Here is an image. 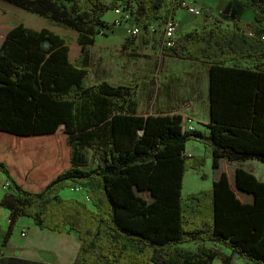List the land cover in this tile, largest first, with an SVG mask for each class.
I'll return each instance as SVG.
<instances>
[{"label": "trees", "instance_id": "16d2710c", "mask_svg": "<svg viewBox=\"0 0 264 264\" xmlns=\"http://www.w3.org/2000/svg\"><path fill=\"white\" fill-rule=\"evenodd\" d=\"M2 1L72 28L83 55L110 28L100 19L105 11L129 10L131 24L146 33L171 13V0ZM249 4L253 21L194 30L161 50L210 65L208 134L182 132L179 116L136 115L138 74L124 84L84 86L90 69L72 64L62 36L23 23L8 30L0 45V171L11 192L0 206L11 211L10 226L26 216L39 229L76 233L81 247L73 264H212L216 258L231 264V255L215 249L175 247L191 241L217 243L264 264V183L230 165L264 164V0ZM16 20L0 14V29ZM245 60L253 64L241 66ZM188 141L211 148L213 179L183 202L182 178L206 163L204 156L183 154ZM84 147L99 149L102 160L80 161L77 152ZM62 149L67 165L41 190H29L13 176ZM67 187L85 189L87 202L60 197Z\"/></svg>", "mask_w": 264, "mask_h": 264}, {"label": "crops", "instance_id": "0c3cea01", "mask_svg": "<svg viewBox=\"0 0 264 264\" xmlns=\"http://www.w3.org/2000/svg\"><path fill=\"white\" fill-rule=\"evenodd\" d=\"M194 6L197 8H201L204 16H193L187 13L185 9H177L174 14V19L177 23L176 37L183 34H188L194 30L202 31L203 29H209L214 27L215 25L223 29H229L232 25V22H234L235 20L245 19L253 21L255 17V12L250 7L249 0H195ZM205 13L209 14L208 18L205 17ZM186 15L197 17L198 19L192 20L190 16L187 19ZM225 15L227 16V19L224 21V23H222V19L223 17H225ZM31 17H33L31 18L32 21L30 20L33 24L32 29L39 30L48 28L51 31L60 34V30L55 25H47L46 18H43L40 15H34ZM214 19L219 20V22L217 23ZM153 26L157 25L153 24ZM114 29L116 28L112 27V29L110 30L113 31ZM117 29H122L124 31L121 34L122 40L125 37L131 38L127 34L128 32L126 26L118 27ZM159 34H161L160 28L157 30V33L155 35L151 34L150 36H148V42L144 41L145 35L143 34L131 38L134 39L137 44V49L132 51V53H136L139 56H127V58H130L129 61L135 64V66L137 67V71H135V73L139 75L138 79H140L141 77V69H145V77L148 83V86L143 89V91H141L140 83L138 82L137 99L133 97V99L136 100V115L145 117L162 115H166L169 117L179 116L182 132H185L186 130V119L191 118L192 124L194 125L196 130L201 132V128L203 129L201 133L208 134L209 128L207 127V124L209 123L210 115V65L200 63L199 61L168 57L162 55L160 51L159 53L154 54V49L156 47L160 48L158 40ZM79 47V45L76 46L77 49ZM109 51L110 50L108 49L105 54L106 58H108L107 54ZM79 52H69L70 61L76 66H80V64H77ZM132 57L134 58V60H131ZM165 59L171 62L178 63L180 65L176 66L173 70L164 69L163 62ZM117 65L120 64L117 63ZM224 66L233 67L232 63H226ZM121 67L124 68L123 66ZM191 68H193L191 71H195L196 73L201 74L203 90L205 87L208 88V104L207 101L204 100L206 99L204 91L200 98L198 89V91L196 90L193 92L191 88L183 87L182 84H178V82L182 78L184 70H189ZM180 74L181 77L176 78ZM173 80L177 81L176 84H173ZM173 87H176L177 89L175 88V90H173ZM207 105L208 113L206 110ZM94 150L95 149L84 147L77 152V158H83L80 159V161L85 160V162L89 164H94L97 158H101V155L93 153ZM202 152L203 156L206 158V163L207 157L211 155L212 163L213 153L211 148L205 147L203 144L198 143L197 141H188L183 147V154L186 155L199 156V154ZM15 153L16 149L12 151V154ZM260 162L261 161L259 160H244L241 162H235L230 165L244 169V171L252 174L257 180H259L260 183H264V174L261 175L260 170H258L259 167L264 169L263 163ZM67 163L68 153L65 149L64 151L62 149L60 150L58 157L54 159H43L41 163L37 164V167L35 169L33 168L30 171L28 169H25L23 171L20 170V172H13L12 174L25 188L38 191L42 189V187L52 176L57 174V172L60 170L59 166L61 164L62 167H64L67 165ZM211 163L210 167L212 185L213 175ZM80 164L83 163L80 162ZM23 165L27 166V160H24ZM192 170L194 169H190L186 173ZM9 192H11V190L8 181L6 180L3 172L0 171V201L2 200L4 195ZM10 221L11 211L0 206L1 261L5 256H14L17 264H73L74 259L81 247V241L79 240V237L76 233H67L66 231L51 232V230L39 229L37 226H35L34 220L31 217L26 216H18L11 226ZM175 247L178 248V250L182 251H196L199 247L215 249L226 254V256L231 255V264H253L252 262L242 259L238 255L232 254L231 251L226 247L217 243H211L210 241H191L179 245L176 244ZM212 264H221L220 258L214 259Z\"/></svg>", "mask_w": 264, "mask_h": 264}, {"label": "rangeland", "instance_id": "374dc122", "mask_svg": "<svg viewBox=\"0 0 264 264\" xmlns=\"http://www.w3.org/2000/svg\"><path fill=\"white\" fill-rule=\"evenodd\" d=\"M65 5H69L68 3H64ZM19 9L21 13H17L14 9ZM0 14L5 17H9L10 19L18 18V20L10 23L6 28L0 29V45L5 37V34L8 29H11L12 27H15L19 22L25 24V20L22 17H26V15L29 16H34L37 14L35 13H30L27 12L24 9L18 8L16 6L10 5V3L4 2L0 0ZM115 15L112 13V10H109L107 12L102 13L100 16V19L103 20L106 25H108L110 28L109 29H103L101 32H99L95 36V43L88 48V51L86 54H81L79 51V48L77 49L76 46H78L76 42V35L77 33L69 27L63 26L62 24L57 23L54 20L47 19V25H55L60 31V35L62 36L66 43L68 44L69 52L71 51L72 53L75 51H78V60L77 64L88 66L90 69L89 76H87L85 79L82 80V84L84 86H91L93 84L99 83L101 81L105 82H110L113 84H124L132 80L133 75L135 71H137V67L135 64L131 63L129 60L130 58H127V56H139L136 53H132L135 49H137V44L134 41V39H129L128 37H125L123 40L121 38V34L124 32L122 29H117L118 27H115L113 31L112 29L113 24L115 23L114 17ZM190 15H186V18L188 19ZM22 19H19V18ZM192 20L198 19L197 17L190 16ZM27 20H31L33 17H26ZM29 18V19H28ZM227 19V16L223 17L222 23ZM215 23V22H214ZM27 24H25L26 26ZM28 27V25L26 26ZM28 28H33L32 26ZM127 40V45L128 47L126 49L123 48V44ZM110 50L108 52V58L105 57V54L107 50ZM153 51L154 54L161 52V47L158 48L156 47ZM129 52V53H128ZM132 53V55H131ZM127 54V55H126ZM126 55V56H125ZM124 57V58H123ZM111 60V61H110ZM128 60V61H127ZM131 60H134L132 57ZM119 63L120 65H117ZM131 63V64H130ZM130 64V65H129ZM253 63L245 60L241 62V66H251ZM129 65V66H127ZM180 64L171 62L168 60H164L163 62V68L168 69V70H173L176 66H179ZM127 66V67H126ZM193 68L189 70H184V73L182 75V78L178 82L179 85H183V87L191 88V90L196 91L197 89L199 90V97L201 98L202 93L204 91L206 99L208 104V88L205 87L203 90L202 87V77L201 74L196 73L195 71H191ZM191 71V72H189ZM145 69H141V77L138 79V82L140 83V89L143 91L148 86L147 79L145 77ZM181 74L176 77L180 78ZM173 84H176V80H173ZM199 85V86H198ZM138 88V87H137ZM137 88L133 93V96L135 99H137L138 93H137ZM176 88V87H175ZM173 87V90H175ZM177 89V88H176ZM197 90V91H198ZM197 93V92H196ZM136 102V100H135ZM207 113H208V105H207ZM201 132L203 129H201ZM94 154H99L101 155V151L99 149H95L93 151ZM199 154V153H197ZM199 156H203V152L199 154ZM102 157V156H101ZM102 160L101 158H97L94 164H97ZM211 155L207 157V163L204 164V166L201 167L199 171L197 170H192L189 171L188 173L185 174L183 178V187H182V197L181 201L186 202L185 196L189 194L190 192L193 191H200L202 189H206L211 187ZM261 163V162H260ZM264 165V164H263ZM260 170V174H264V169L263 168H258ZM203 175H206L203 177ZM85 189H82L80 191H74L69 189L68 187L60 191V196L61 197H68V198H76L80 200L86 201V196H85ZM87 202V201H86ZM10 263V264H17L16 259L14 256H5L4 259L1 261L0 259V264L2 263ZM33 264H41V263H33ZM254 264V263H253Z\"/></svg>", "mask_w": 264, "mask_h": 264}, {"label": "built area", "instance_id": "2783aa9c", "mask_svg": "<svg viewBox=\"0 0 264 264\" xmlns=\"http://www.w3.org/2000/svg\"><path fill=\"white\" fill-rule=\"evenodd\" d=\"M195 0H171L169 2V7L171 10V13H169L168 17L165 19L162 26H153L150 25L148 28L147 33L139 26L135 24H131V17L132 14L129 12V10H123L121 7H116L112 11L114 13V21L112 27H124L126 26L127 34L129 37H135L138 35H148L151 34L155 35L157 33V30L160 28L161 34L158 36L159 45L161 49L166 47H171L174 44V41L176 40V32H177V23L175 21V12L177 9H185L187 13L193 15V16H204V13L201 8H197L194 6ZM249 35H252L249 33ZM196 130L194 125L192 124V119L187 118L186 119V130L187 132H191ZM71 190L74 191H80L82 188L76 187Z\"/></svg>", "mask_w": 264, "mask_h": 264}]
</instances>
